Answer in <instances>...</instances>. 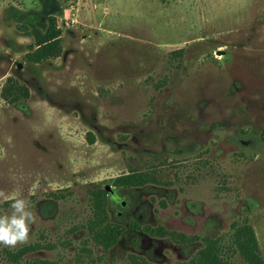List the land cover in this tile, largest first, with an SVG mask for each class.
Instances as JSON below:
<instances>
[{
	"label": "rangeland",
	"instance_id": "rangeland-1",
	"mask_svg": "<svg viewBox=\"0 0 264 264\" xmlns=\"http://www.w3.org/2000/svg\"><path fill=\"white\" fill-rule=\"evenodd\" d=\"M263 129L264 0H0V264H264Z\"/></svg>",
	"mask_w": 264,
	"mask_h": 264
},
{
	"label": "trees",
	"instance_id": "trees-1",
	"mask_svg": "<svg viewBox=\"0 0 264 264\" xmlns=\"http://www.w3.org/2000/svg\"><path fill=\"white\" fill-rule=\"evenodd\" d=\"M55 24L54 21L50 24L47 31L41 35L36 36L35 43L36 49L32 53L28 54L27 58L33 63H39L47 59L57 58L60 55V33L54 30ZM2 96L5 100H10L11 103L18 102L20 99L28 98V90L17 83L13 77H8L6 79V85L3 88ZM264 136V129L262 130ZM104 192H101V204L104 205ZM75 231V230H74ZM76 232V231H75ZM111 236L114 241H116L121 233L118 227L111 228ZM39 246H27L20 249L18 252H6L5 260L3 264H18L20 260L29 252L38 249ZM89 252V249H87ZM130 261L132 264H145L141 258L136 256H130ZM25 264H48L46 261L32 260L27 261Z\"/></svg>",
	"mask_w": 264,
	"mask_h": 264
},
{
	"label": "clouds",
	"instance_id": "clouds-1",
	"mask_svg": "<svg viewBox=\"0 0 264 264\" xmlns=\"http://www.w3.org/2000/svg\"><path fill=\"white\" fill-rule=\"evenodd\" d=\"M0 198L9 200V196L3 191H0ZM29 207V201L16 198L11 203V215H0V245L15 247L18 244L27 243L30 225L34 222Z\"/></svg>",
	"mask_w": 264,
	"mask_h": 264
},
{
	"label": "flooded vegetation",
	"instance_id": "flooded-vegetation-1",
	"mask_svg": "<svg viewBox=\"0 0 264 264\" xmlns=\"http://www.w3.org/2000/svg\"><path fill=\"white\" fill-rule=\"evenodd\" d=\"M25 19H26L25 21H27L31 25L39 23V21L43 20V18L37 14H35V15L28 14V15H26ZM111 195H112V198L115 199V195H116L115 191L113 193H111ZM125 206H126L125 201L120 202V208L121 209L124 208ZM116 216H118V217L121 216V212L120 211L116 212Z\"/></svg>",
	"mask_w": 264,
	"mask_h": 264
},
{
	"label": "water",
	"instance_id": "water-1",
	"mask_svg": "<svg viewBox=\"0 0 264 264\" xmlns=\"http://www.w3.org/2000/svg\"><path fill=\"white\" fill-rule=\"evenodd\" d=\"M105 190H106V191H109L110 189H109V187H106Z\"/></svg>",
	"mask_w": 264,
	"mask_h": 264
}]
</instances>
